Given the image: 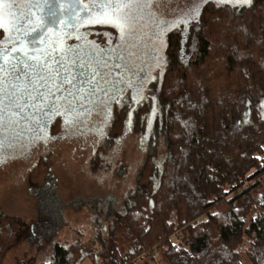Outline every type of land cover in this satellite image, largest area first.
<instances>
[{"label": "trees", "instance_id": "1", "mask_svg": "<svg viewBox=\"0 0 264 264\" xmlns=\"http://www.w3.org/2000/svg\"><path fill=\"white\" fill-rule=\"evenodd\" d=\"M92 2L87 16L104 10L100 0ZM153 2L126 0L127 6L116 13L126 17L125 32H139L137 60L144 65L156 59L158 71L149 83L155 106L145 104L136 115L134 130L148 135V149L122 210L111 202L101 208L93 203L90 239L57 242L68 225L65 211L79 201L61 199L46 158L37 159L28 178L35 219L27 222L0 211V264L23 242L37 248L51 245L48 260L41 264H81L87 258L92 264H264V194L259 193L264 181V0H200L188 9L189 18H177L180 13L168 9L173 20L158 10L159 16L154 14L152 6H159ZM87 27L95 44L78 49L87 62L94 55L105 63L104 49L119 40L118 30L101 24ZM151 36L156 37L153 47L148 45ZM119 44L115 52L122 49ZM122 54L130 56L127 50ZM105 64L103 69L111 65ZM108 83L118 89L125 84L110 78ZM128 112L124 106L115 113L104 139L106 149L128 130ZM63 118L57 115L50 122L51 136L71 127L76 131L72 121L63 128ZM13 128L8 160L37 144L41 133L28 130L16 137L19 132ZM159 135L165 149L162 161ZM40 168L43 172H37Z\"/></svg>", "mask_w": 264, "mask_h": 264}, {"label": "rangeland", "instance_id": "2", "mask_svg": "<svg viewBox=\"0 0 264 264\" xmlns=\"http://www.w3.org/2000/svg\"><path fill=\"white\" fill-rule=\"evenodd\" d=\"M156 1L159 6L156 9L163 15L168 9H173L174 15L185 12L189 16L188 9L194 8L200 0ZM107 2L108 0H100L99 4L102 6ZM23 35L24 33H20L19 38ZM81 66L87 67L91 73L82 79V86L78 85L79 95L69 98L63 89L57 91L55 88L52 89L54 95H49L45 87L41 91L43 100H39L40 109L37 112L34 110L35 116L27 118L28 122H26V127L30 128L29 120L43 118L42 115H49L50 119L52 116H63L68 122V117H74L76 114L73 120L76 124L74 123L73 127L77 132H74L72 127L54 136L47 132L45 138L39 137L38 143L25 148L23 154H20L22 152L20 151L12 160L0 164V211L31 222L35 219L36 212L35 200L28 193V178L34 171L37 159L46 158L47 170L57 185V194L64 201H79L75 208H68L65 211L68 225L56 239L57 242L66 244L76 239L84 242L90 239L89 222L92 219L90 207L93 203L101 208L111 202L116 210H122L124 199L135 187L137 172L148 149L144 136L134 134L130 130H126L114 145L106 149L103 139L99 141L101 133L104 132L102 126L94 128L92 124L84 125V119L77 115H86L88 117L86 121L89 122L90 117L95 113L91 109L102 107L99 102L94 101V98L103 95L105 82L100 78L102 68L97 67V62L91 60ZM95 72L100 76L94 75ZM46 100L50 101L44 103ZM81 109L85 111L82 112ZM90 128H93L94 132ZM90 141L92 143H89ZM156 141L158 159L162 161L165 158L162 136L159 135ZM39 171L43 172L41 168L37 172ZM259 193L264 194V181ZM80 233L82 236H79ZM119 244L123 247L121 240ZM243 248L240 249L241 257L244 255ZM50 253V244L37 248L23 242L6 253L3 264H41L48 260ZM81 264H92V262L87 258ZM157 264L162 262L158 261ZM243 264L250 262L244 260Z\"/></svg>", "mask_w": 264, "mask_h": 264}, {"label": "flooded vegetation", "instance_id": "3", "mask_svg": "<svg viewBox=\"0 0 264 264\" xmlns=\"http://www.w3.org/2000/svg\"><path fill=\"white\" fill-rule=\"evenodd\" d=\"M86 1L87 2L84 3L85 12H87V8H90V10L92 11L93 0H86ZM153 1L155 0H151V5H153L152 4L154 3ZM43 2L44 0H6V3L11 4L12 7L11 8L0 7V19L4 21V23L2 22L3 26L0 27V49L8 48L10 47V45L19 42L20 33H24V35L25 34L28 35L37 28L40 22L39 14ZM152 7L151 8L154 14L159 16V13H157L158 12L157 9H155L154 6ZM94 14H99V13L94 12ZM164 16L166 17L167 20L169 19L173 20V18L175 17L173 14H170L171 17H169V10ZM189 17L190 16H188L186 13L177 16V18L180 19L189 18ZM74 24L75 23L70 22L64 27L61 26L60 30L50 37L49 39L50 49H51L50 56L51 58L54 57V60H49L51 61L50 62L51 64L57 65L55 61H60L57 59H59V56L61 55L62 48H64L66 51L72 52L75 47L80 46L84 48L88 46V44L91 42L95 44L96 37L95 38L93 37L92 30H90L88 27L85 28L87 24H82L81 21L76 26ZM129 30L128 32L123 31V33H121V31L118 30L119 40L115 43L113 47L106 46L107 48L105 47L104 49L108 63L112 64L107 68L114 66V68L116 69L113 73V76L110 75L109 71H107V74L105 75L106 69H103V66H101L102 68L101 70H104V72L102 73L105 75L104 77L105 84L108 82V79L112 77L115 78V80L117 79L125 84L121 85L119 89L116 88L117 91L115 90L112 94H109L110 88L108 83L105 85L104 88L106 91L108 90V94L107 96H104L103 94L101 96V99L94 98V101L96 100L97 102H99L102 105V107L101 108L96 107L91 109V111L92 112L94 111L95 113L93 117L92 116L90 117L89 122L86 121V119L88 118L86 115L85 116L77 115L79 118L84 119V125L92 124L94 128H97L99 125L102 126L104 132L101 133L102 135L100 136L99 141L103 139L102 141L104 142L106 132L109 126L111 125L113 118L116 115L115 113L119 112L124 106L129 107L127 126H128V130L132 131L134 134H139V132L138 131L135 132L134 129H135V124L137 122L136 115L142 109V106L148 103L151 104L152 108L155 106L154 92L151 91V88L149 87L150 85L149 83H153L158 74V71L156 69L157 60L153 59L152 62H149L147 60L144 62V65H142L139 62V59L137 60L138 58L137 41L140 42V35L136 37L135 34L139 33L138 30L136 31V29H131L130 31ZM109 34H106L107 43H109L111 39L109 37ZM155 39L156 37L151 36L148 45L151 47L155 46L156 45ZM102 42L104 41L102 40ZM119 43L121 44L122 49L119 46L118 52H115L117 50L118 47L117 45ZM54 49H58V51H54ZM126 50L127 52L129 51L130 56L125 57V55L122 54ZM15 63H17V65L22 63L27 64L28 61L18 60ZM14 66L15 64L14 65L9 64L8 67L10 68V70H13ZM26 67L27 66H25L22 70V82L24 81V74L27 75L30 74L29 68L26 69ZM97 75L98 73L96 72V76ZM143 80L145 82V85L142 88L141 82ZM22 87H24V85ZM1 93H4V95L6 94V99L9 100L8 104L13 105V102H10V98L12 100L13 97H16V93H14L13 91V83L8 82L5 85V87L2 88ZM84 109L81 111L83 112L86 110ZM27 110H29L30 112V109ZM27 110L18 114L15 113L12 108H7V112L9 113L5 116L0 117V148H4V151L0 153L1 154L0 163H6L7 160L12 157L11 153L8 152L7 148L10 146V143H8V141L9 139L11 140V137H13L15 132L13 126H15V129H17L19 132L18 133L16 130V132L18 133L16 137L26 136L27 131L29 130L26 127V122L29 119V117L27 116L28 113L26 112ZM155 110L156 109H154L151 112V115H153V117L157 116V112ZM74 117L69 118L68 122L66 121V118H63L62 122L64 121L65 122L63 123L64 126L62 127L65 128L66 126H69V124L71 123L70 121L75 120ZM41 121L42 118L39 117L38 124H40ZM73 123H75V121H73ZM90 129L92 132H94L93 128ZM38 131H43L42 133H39L37 135L38 137L46 136V132L43 130V128L40 127V125H38ZM145 140H148V135L145 136ZM92 141H90L89 143H92Z\"/></svg>", "mask_w": 264, "mask_h": 264}, {"label": "water", "instance_id": "4", "mask_svg": "<svg viewBox=\"0 0 264 264\" xmlns=\"http://www.w3.org/2000/svg\"><path fill=\"white\" fill-rule=\"evenodd\" d=\"M85 2L87 1L44 0L40 10V22L37 28L27 36L25 34L22 36V38L20 37L19 42L10 45V47L8 48L0 49V117L5 116L9 113L7 112V108H12L14 112L18 114L27 109H30V112L29 110L26 111L28 113L27 116H35L33 111L35 110V112H37L40 109L38 107L40 102L39 100L33 99V97H36L38 93H41V91L45 87L47 88L48 92L50 88L51 90L55 88L51 84L46 85L44 81H40L39 83H37L38 72L43 75L45 79L55 78L57 84H60L62 81H64L65 77H67V79L71 81V83H64L61 89L64 90L65 86H67V90L64 91L67 92L69 98H74L79 95L80 89L77 90L78 85L81 84L82 86V79L88 73H91L87 69V67L81 66V64L87 62L85 56L83 55L85 53L81 49H78V47H75L72 52L66 51L64 48H62L61 55L59 56V59H57L60 60L59 63H57V65H53L50 63L51 61H49L54 60V57L51 58V56L49 55L51 53L49 39L53 34L60 30L61 26L64 27L70 22L75 23L74 25L76 26L78 23H80L81 18H87V12H85L84 10ZM0 22L4 23V21H2L1 19ZM37 33L39 34L38 36ZM32 37H36L37 42L30 46L28 41ZM29 57H35L36 59H30ZM90 58L94 59V61L97 62V67L105 66V63H107V61L104 63L101 58H97L94 55L90 56ZM62 59H66L69 62L63 63ZM18 60L28 61V63H22L17 65V63L15 62ZM39 60L48 61L47 67L41 69L38 66ZM9 64H15L13 70H10V68L8 67ZM29 64L35 67L29 68L27 66ZM25 66H27L26 69L29 68L30 74H24V81L22 82V70ZM115 70L116 69L114 68V66L107 68V71H109L110 75L112 76ZM57 71L60 73L59 76H57ZM110 79L115 80V78L113 77ZM8 82L13 83V91L14 93H16V97L12 98V101H14L13 105L8 104L9 100L6 99V94L4 95V93H1L2 88L5 87ZM23 85L24 87H22ZM105 85L106 84H104V87ZM104 87L103 89H105ZM109 88H111L112 93L116 90L114 86L109 85ZM91 90L92 88H90V91ZM103 94L104 96H107L108 90H105ZM47 101L50 100H46L44 101V103H46ZM16 104H19L20 108H18ZM21 108L23 110H21ZM48 116L49 115H42L43 118L40 124H38V119L29 120L30 123L28 125L31 127H28V129L32 130V132H39L38 125H40V127L43 128V130L47 133V130H49L50 122L55 117L52 116L50 119V117ZM68 118L71 117L69 116ZM40 132L42 133L43 131Z\"/></svg>", "mask_w": 264, "mask_h": 264}, {"label": "snow or ice", "instance_id": "5", "mask_svg": "<svg viewBox=\"0 0 264 264\" xmlns=\"http://www.w3.org/2000/svg\"><path fill=\"white\" fill-rule=\"evenodd\" d=\"M234 3L236 4H246L249 2V0H233ZM127 3L126 0H108V2L103 6V11L99 14H93V15H89L87 16L86 19L81 18V23L82 24H101V25H108L110 27H114L117 30L121 31V33H123L124 31V20L126 19V17H121L119 15H116V13L120 12V9L123 7H126ZM0 7L3 8H11L12 5L9 3H6V0H0ZM183 23V21H182ZM2 23H0V27H2ZM27 35V34H26ZM39 34L37 33V36ZM37 42V38L36 37H32L29 39L28 43L31 46L32 44ZM23 46V45H22ZM54 51H58V49H54ZM50 55V54H49ZM30 59H36L35 57H29ZM56 63H59V61H55ZM48 61L46 60H39L38 66L43 69L45 67H47ZM29 68H33L35 66L33 65H27ZM60 73L57 71V76H59ZM38 76V81L37 83H39L40 81H44V83L47 84H51L53 87L56 88L57 91H59L62 87V85L64 83H71V81H69L67 79V77H65L64 81H62L60 84H57L55 81V78H49V79H45V77L43 75H41L39 72L37 73ZM31 82V81H30ZM49 95H54V93L52 92L51 88L49 89L48 92ZM33 99H37V100H43V94L42 93H38V95L36 97H33ZM10 102H14L11 100L10 98ZM16 106L18 108H20L19 104H16ZM21 110H23L21 108Z\"/></svg>", "mask_w": 264, "mask_h": 264}]
</instances>
